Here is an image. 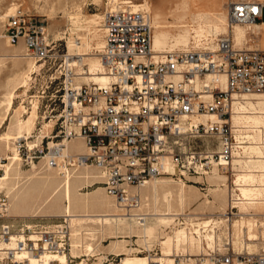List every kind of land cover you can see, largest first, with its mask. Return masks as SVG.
<instances>
[{
  "label": "built area",
  "instance_id": "1",
  "mask_svg": "<svg viewBox=\"0 0 264 264\" xmlns=\"http://www.w3.org/2000/svg\"><path fill=\"white\" fill-rule=\"evenodd\" d=\"M263 9L261 0H229L228 18L231 24L263 23ZM0 19V38L8 37L12 45L23 40L27 56L43 59L52 67L59 43L48 33L44 19L21 8ZM103 24L105 44L99 54L108 81L81 85L70 81L62 86L55 75L50 77L56 91L52 111L62 107L56 122L58 131L46 145L52 154L47 159L50 164L57 165L65 140L82 138L88 151L68 158V163L98 168L106 192L129 214L141 208L140 190L149 180L170 175L164 167L167 160L173 161L183 178L187 174L207 175L215 166L225 173L234 170V155L243 148L230 121L232 97L235 93L264 92V48L237 45L233 35L226 33L215 47L205 44L155 50L151 11L143 6L135 8L131 2L110 7ZM208 74L212 79L206 81ZM202 114L218 118L192 121L193 116ZM210 137L215 141L204 143ZM16 142L26 160L46 155L42 143L41 147L29 144L26 137ZM7 160L0 158V177ZM9 213L10 198L0 191V243L20 230L24 234L14 248L0 246V264H47L46 252L70 251L72 225L68 216L53 227L38 228L32 238L28 225L16 231V224L8 220ZM144 215L140 217L144 219ZM19 252H26V256L18 257ZM29 254L35 255L36 262H31ZM195 258L196 264H264V249L211 250ZM175 264L191 263L178 256Z\"/></svg>",
  "mask_w": 264,
  "mask_h": 264
},
{
  "label": "bare ground",
  "instance_id": "2",
  "mask_svg": "<svg viewBox=\"0 0 264 264\" xmlns=\"http://www.w3.org/2000/svg\"><path fill=\"white\" fill-rule=\"evenodd\" d=\"M110 1L113 6L121 2H131L135 8L143 6L149 10L152 9L148 0L142 3H136L133 0ZM188 6L189 0H181L175 6H171V12L187 10ZM18 9L14 2L8 7L5 15L0 16L3 18L6 15L14 14ZM225 9H227L226 6ZM222 10V13H219L216 18L210 19L204 18L205 13L200 11L197 23L185 24L182 22L178 26L180 27L179 31L172 33L170 31L172 26L168 25L165 19L166 13L162 9H156L153 15L155 27L154 49L163 51L205 44H211L212 47H215L217 39L222 33H231L237 45L248 43V46L253 48L255 46L253 40L255 36L261 34L259 28L264 25V22L258 24H231L228 11ZM80 15H83V13ZM184 17V14L179 16L182 20H184ZM74 20L75 22L81 21V17L77 16ZM103 21L104 15L96 13L84 25L86 32H77V38L74 36L73 31L70 33L68 39L70 52L66 63L68 66L77 67L78 72L72 78L73 84L81 85L80 81L77 80L83 74H86L84 78L90 81L101 84L108 81V75L105 72V65L101 56L98 51H94V48L100 50L105 44L104 24L100 27ZM79 27L77 26L78 29ZM192 32L195 33V41L197 42L190 46ZM58 35H62V33ZM23 51L22 46L19 49L16 48L15 51L0 46V66L9 58L15 59L11 67L14 73L7 79L5 90L0 98V158L2 155L9 158V162L4 164V172L0 177V191L6 189L7 193L13 194V202H10L12 213H9V216H24L22 212L29 209L36 212L33 213V216H37L43 208L50 210L58 205L60 211H63L62 215L68 216L72 225L70 252L53 254L46 252L45 260L47 264H71L72 257L79 258L75 264H91L88 262L89 256L95 255H98L97 257L100 259L98 264H101L107 256L102 255L105 247L101 246V243L97 244L95 242L99 233H101L102 238L105 237V234H109L112 239L114 238L109 248L106 249L121 258L119 264H175L178 256L185 263L189 260L191 264H196L195 256L208 254L211 250L223 251L229 248L228 245H231V249L235 252L244 250L249 252L259 251V246L262 244L260 232L264 235V229L261 230V226H264V220L259 218L264 214V150L257 139L264 140V92L235 93L232 97L233 115L231 114V122L234 126L236 138L243 148L242 151H237L234 155L233 165L236 176L233 187L230 186L231 195L236 196L232 197L231 203H233V208H238V218L233 219L225 215L227 213L224 209L228 202L227 180L226 175H223V171L217 166L208 172L210 192L205 191L203 193L205 197L203 201L204 204H209L212 208H218L221 212L214 217L211 216L202 220L198 217L197 212L187 213L186 207L193 201L192 190L199 187L188 184L183 177L175 176L179 173L172 160H167L164 165L170 175H163L149 180L144 192L146 204L144 203L143 206L142 203L139 210L129 214L114 200L115 198L113 199L105 194L104 185H98L90 196L89 191H82V182H88L90 178L97 177L99 178L97 182H102V179H100L102 178L101 172L98 175L93 167L91 169L93 165L75 167L74 169L78 170L77 173H72V169L69 167L68 158L88 151L82 138L65 140V146L60 149L56 157L57 165H52L50 160H47V174L41 176L26 190L16 191L18 186L14 179L22 174L20 162L22 157H20L16 140L21 137L28 139L32 137L40 108L38 101L35 99L29 115L22 117V109L26 110V107L22 105L23 103L18 107L16 106V97L19 96V91L29 85V79L32 77L33 72L42 65L40 63L41 59L26 56L27 53ZM23 58H27L25 66H23L22 61H18ZM83 65L88 66L86 71H84ZM211 79L212 75L208 74L206 81ZM223 81H225V77H223ZM234 102L237 104L235 111ZM209 118L215 119L218 117L215 114H202L193 116L192 121H207ZM7 120H10L11 123L8 126L9 129L4 131L2 128ZM239 123H243L242 126ZM53 126L54 120L51 119L45 123V131ZM46 136L48 135L46 134L43 137ZM29 144L32 143L29 141ZM71 150L76 152L72 153ZM51 155L47 154L46 158L49 159ZM240 164L241 169H238ZM36 166V163H34L33 169L35 170L30 173L29 178L36 175L38 168ZM59 173H64L63 179L60 180L63 182V189L60 186L61 182H58ZM150 200H152L153 206L150 205ZM149 205L152 207L150 212L148 211L150 209ZM90 208H92V211ZM140 214L147 215H144L145 218L143 219ZM182 215L185 221L181 225ZM197 218L199 219L197 220ZM91 222L99 223V227L88 226L87 223ZM170 226L171 230L167 231V227ZM35 227L28 224V228H30L29 235L32 238L36 237L37 229ZM20 236H24L21 230L14 233L12 238L2 241L0 246L2 248H14ZM84 236L89 239L84 240ZM134 237H138L136 241L142 243V245L144 244L150 250H152L153 244L158 242L160 252L141 254L142 250L134 247ZM25 256L26 252L18 253L20 258ZM27 257L31 262H36L35 255L29 254Z\"/></svg>",
  "mask_w": 264,
  "mask_h": 264
},
{
  "label": "rangeland",
  "instance_id": "3",
  "mask_svg": "<svg viewBox=\"0 0 264 264\" xmlns=\"http://www.w3.org/2000/svg\"><path fill=\"white\" fill-rule=\"evenodd\" d=\"M133 1L136 3L145 2V0H133ZM148 1H150V3H151L152 9L150 11L152 13V16L154 15V11L156 9H162L164 11V13H166L165 19L167 21V24L168 25L170 24L172 26V27H170L171 28L170 31L172 33H177L180 29V27H178V26H180V24H182V22L185 24L197 23V21H198L197 17H198V13L200 11L205 13L204 18H206V19L216 18V16H218L219 13H222L221 12L222 9H223L222 11H226V10L228 11V1L229 0H189L188 9L184 10V11L180 10L179 12H171V6H175L176 3L180 2L181 0H148ZM261 1L264 3V0H261ZM14 2L18 6V8H21L22 10L34 15L37 18L44 19L46 22L47 30H48L50 36L52 38H54V40L57 43H59V50L57 52L58 57L55 60H53L52 67L48 68V63L46 61H44L43 59H41L40 63H42V65L38 68V70L33 72L31 80H29V85L26 87H23L18 93L19 96L16 97V106L18 107L23 103L22 105H24L26 107L25 108L26 110L22 109V117L28 116L29 112L31 111V109L33 107L35 99H36V101H38L39 107H40L39 113H38L39 116L37 118L36 128L33 130L32 137L29 138V141L31 143H34V142L38 143L40 147L42 146L41 145V143H42L43 145H45L46 155L47 154L50 155L51 154L50 150H48L46 147L47 141L52 140V136L55 133H57V131H58V124H56V122H57V119H58L59 114H60L61 109H62V107L60 106L58 109L56 108L54 111H52L53 108L56 106V103L54 102V99H53L56 91H55L54 84L51 85V83H50V77L52 75L53 76L55 75L58 78L57 80H60V85H62V86L65 83L72 81L73 76L76 75V73L78 71H77V67L68 66L66 63V60L68 58L67 55L70 52L69 46H68V39L70 37V33L73 31L74 36L77 38L78 37L77 32H86V28L84 25L87 24L88 19L96 13H101L102 15H105L106 11L111 6H113V4L111 5L112 2L110 0H0V15H3L4 13H6V11L8 10V7L10 5H12ZM225 6L227 9H225ZM79 12H81V13H79ZM82 13H83V15H80ZM75 14H77V15H75ZM84 14L87 16H85ZM181 14H184V16H185L184 20L179 18V16ZM72 15H74L73 18H72ZM77 16L81 17V21L75 22L74 19H76ZM102 25H103V22L101 23L100 27ZM77 26H80L79 27L80 30L77 28ZM1 30H2V27L0 24V32H1ZM77 30H79V31H77ZM259 30L261 31V34L255 36V38L253 40L255 46L253 48H255V47L264 48V25H262L259 28ZM60 33H62V35H58ZM223 34H226V33H222V34H220V36ZM62 36H65V37L62 39L61 38ZM196 42L197 41H195V33L192 32L190 35L189 45L191 46V45L195 44ZM0 46H2L3 48H6L8 50H11V51H15L16 48L19 49L22 46L24 48L23 52H25V53L27 52V49L23 43V40H21L19 45H12V44H10L8 37H1L0 38ZM96 49L94 48V51L99 52V50H96ZM14 61H15V59L9 58V59L5 60V62H4L5 65L3 64L2 66H0V69L2 68L0 70V98L2 97L3 91L5 90V83H6L7 79L9 77H11L14 73L13 68H11ZM18 61H20V62L22 61L23 62L22 64H24L23 66H25L27 58L19 59ZM83 66H84V71H86L88 66H85V65H83ZM84 75H86V74L80 75L79 76L80 78H78V80H77V81H80V84H86V83L92 82V81L84 78ZM25 89H26V92H25ZM62 92H63V90H62ZM57 102L59 104L61 101L59 99H57ZM236 107H237V104L234 102V111L236 110ZM232 115H233V110H232ZM51 119L54 120V126L50 127L48 131H45L46 129H45L44 125L46 122L50 121ZM230 121H232V116H231ZM10 123H11V121L7 120L6 123L4 124V127L2 128V130H4V131L8 130L9 129L8 126L10 125ZM239 124L242 126L243 123L242 124L239 123ZM263 133H264V131H263ZM46 134L48 136L43 137ZM37 138H39V139H37ZM36 140L39 142H37ZM74 140H76V139H74ZM203 141H204V143H206L208 141L214 142L215 138L210 137V138L205 139ZM257 141H259V144H261V146L263 147V150H264V140L257 139ZM83 142H84V140H83ZM84 145H85V142H84ZM25 152H27L26 149H25ZM71 152L75 153L76 151L71 150ZM46 155L42 154L41 157L36 158L34 160H30L28 158H27L28 160H26V156L24 155L20 159L22 174L20 177L18 176L16 179H14V182L16 181L17 186H18L16 191L26 190L35 181L39 180L41 176H44L47 174V168H46L47 167V158H46ZM2 156L6 157V155H2ZM44 160H46V161H44ZM7 162H9V160H7ZM34 163H36V165L38 166V168L36 170V175L33 178H29L30 177L29 175H31L30 173L33 172V170H35V169H33ZM238 166H239L238 169H241L240 168L241 164ZM69 167L72 169V173H75V172L77 173L78 170H76L74 168L78 167V166H71L69 164ZM92 167L97 172V174L99 175L100 174L99 169L95 168V166H91V169H92ZM235 172H236L235 169L226 173V174H225V172H223V173L221 172L223 175H226L227 187H228V189H227L228 202L226 203L225 209H224V211H226L227 214H225V215L230 217V218H233V219L239 217L238 213H237L238 208H233L232 207L233 203H231V199L235 195H231L230 186L233 187V181H235V176H236ZM63 174L64 173L58 174V179H59L58 182H61L60 180L63 179ZM207 176H208V174L207 175L187 174L186 177H184V180L188 184H193V185H196L199 187V188L192 190L193 193L192 192L191 193L193 196V201L194 200L195 201L194 202L192 201L187 205L186 212L187 213L197 212L198 217L201 220L209 218L211 216L214 217V216H216V214L221 212L218 208H212L209 204H204L203 200L205 197H204L203 193L205 191L210 192L209 187H208L210 183H209ZM177 177H179V175ZM98 179L99 178H97V177L96 178H90V181L82 182V186H81V187H83L82 191H84V192L89 191L90 192L89 196L92 195L94 193V192L92 193V191H94L98 187V185H104L102 182H97ZM100 179H102V178H100ZM147 185L148 184H146V186L141 188V194H142V198H143V206H144V203L146 204V201L144 199V192L146 190ZM60 186L62 187L61 189H63V182H61ZM1 191L6 193L9 196L10 202H13V194L7 193L6 189H2ZM195 191H196V193H195ZM104 192L106 195H108L109 197L114 199V197L109 195L105 189H104ZM196 195H197V198H196ZM211 195H212V193H211ZM229 200H230L231 204L229 203ZM151 201L152 200H150V202ZM151 204L153 206L152 202L150 203V205ZM150 205H149L150 209L148 210L149 212H150V210H152V207ZM11 208L12 207L10 205V214L12 213ZM90 210L92 211V208H90ZM33 213H36V212H33L29 209L28 211L22 212V214H24V216H11L10 218H8V220H11L16 224V231H18L19 228H21L22 226L28 225V224H32V225L36 226L35 229L42 228L44 226L45 227H53L56 223H59L63 219V215H62L63 211L62 212L60 211L59 205L56 208H51L50 210L43 208V210L38 212L37 216H33ZM58 214H59V216H58ZM181 217H182V219H181L180 224L182 225L183 222L185 221V219L183 218L184 217L183 215ZM199 218H197V220ZM259 218L264 220V214L261 215ZM177 221H179V220H177ZM87 225L99 227V223H96V222L87 223ZM263 229H264V226L262 225L261 230H263ZM170 230H171V226L167 227V231H170ZM260 236H261L262 244H260V246H259V251H262L264 249V235H263V233L260 232ZM88 239L89 238L87 236L86 237L84 236V240H88ZM113 239L111 237H109V234H107V235L105 234L104 238L101 237V233H99L97 235L95 242L97 244L101 243V246L105 247L104 253L102 255L107 256L103 259V262L101 264H119L120 263L121 258L119 256H117L114 252L110 251L109 249H106V248H109L110 243L112 242ZM133 239H134V241H133L134 247L140 248L142 250L141 254H143V255L149 254V253L160 252V245L158 242L154 243L153 246L151 247L152 250H150L144 244L142 245V243H139L138 241H136L138 239V237H134ZM228 246L231 249V245H228ZM225 250L227 251V248ZM225 250H223V251L219 250V251L220 252H226ZM97 256L96 255L95 256H89L90 259L88 260V262L91 264H98L100 259ZM84 257H87V256H84ZM78 259L79 258L72 257L73 261L71 262V264H75Z\"/></svg>",
  "mask_w": 264,
  "mask_h": 264
},
{
  "label": "crops",
  "instance_id": "4",
  "mask_svg": "<svg viewBox=\"0 0 264 264\" xmlns=\"http://www.w3.org/2000/svg\"><path fill=\"white\" fill-rule=\"evenodd\" d=\"M263 22H264V9H263Z\"/></svg>",
  "mask_w": 264,
  "mask_h": 264
}]
</instances>
